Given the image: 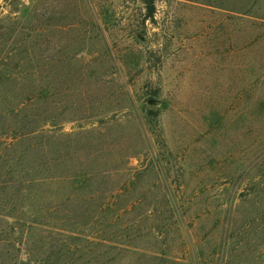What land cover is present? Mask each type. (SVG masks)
Here are the masks:
<instances>
[{"label":"rangeland","instance_id":"obj_1","mask_svg":"<svg viewBox=\"0 0 264 264\" xmlns=\"http://www.w3.org/2000/svg\"><path fill=\"white\" fill-rule=\"evenodd\" d=\"M4 115L0 264H264V0H0Z\"/></svg>","mask_w":264,"mask_h":264},{"label":"trees","instance_id":"obj_2","mask_svg":"<svg viewBox=\"0 0 264 264\" xmlns=\"http://www.w3.org/2000/svg\"><path fill=\"white\" fill-rule=\"evenodd\" d=\"M154 8L151 7L149 16L152 17ZM10 90V89H8ZM34 121L30 118L22 120L17 119V115L10 118L9 115L0 116V161H2V179H0V187L6 189L13 183L17 185L14 193L19 192L23 195H30L34 192L37 194L39 184L48 181L62 180V176L51 174L50 158L45 147L41 150L40 143H31L25 147H21L15 153L8 152L11 149L21 145L26 139H32L41 132L38 127H32ZM12 136V142L2 141L3 137ZM32 154V156H31ZM48 156V157H47ZM56 163L61 162L62 156L60 153H54ZM31 157V160L29 158ZM61 164V163H60ZM55 169V166H54ZM15 175L17 176L15 178ZM76 179H81L80 182L90 180V175H78ZM83 180V181H82ZM13 184V185H14ZM80 184V183H79ZM83 184V183H82ZM80 184V185H82Z\"/></svg>","mask_w":264,"mask_h":264}]
</instances>
